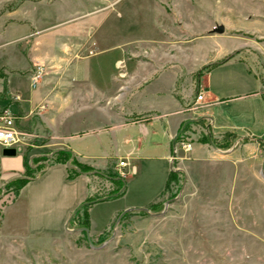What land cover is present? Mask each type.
I'll list each match as a JSON object with an SVG mask.
<instances>
[{
    "label": "crops",
    "instance_id": "0c3cea01",
    "mask_svg": "<svg viewBox=\"0 0 264 264\" xmlns=\"http://www.w3.org/2000/svg\"><path fill=\"white\" fill-rule=\"evenodd\" d=\"M63 2L0 0V105L16 114L26 139L0 145V200L11 182L29 179L1 212V227L54 239L83 212L84 231L99 235L122 213L161 204L171 171L185 174L178 161L184 157L191 164L258 162L264 45L240 39L220 45L208 35L183 60L180 44L172 57L134 58L135 40H129L105 65L100 55L118 44H103L100 13L83 14L75 26L69 20L76 13L59 8ZM185 140L188 152L180 146ZM5 148L16 153L5 155ZM61 150L88 170L69 178L70 161L38 168ZM121 160L129 163L122 168L127 177L118 172Z\"/></svg>",
    "mask_w": 264,
    "mask_h": 264
},
{
    "label": "rangeland",
    "instance_id": "374dc122",
    "mask_svg": "<svg viewBox=\"0 0 264 264\" xmlns=\"http://www.w3.org/2000/svg\"><path fill=\"white\" fill-rule=\"evenodd\" d=\"M63 1L59 8L69 5L76 13L69 22L75 26L83 14L100 13L97 29L103 44H118L100 55L105 65L121 56L129 40H135L134 58H158L163 52L172 57L180 44L183 60L189 56L188 47L201 48L208 35L220 45L237 39L254 48L264 45V0ZM217 25L225 31L214 32ZM262 150L256 163L178 160L185 174H177L161 204L146 212L122 213L99 235L84 231L83 212L63 237L54 239L14 235L0 226V264H264ZM6 190L9 205L17 191Z\"/></svg>",
    "mask_w": 264,
    "mask_h": 264
},
{
    "label": "built area",
    "instance_id": "2783aa9c",
    "mask_svg": "<svg viewBox=\"0 0 264 264\" xmlns=\"http://www.w3.org/2000/svg\"><path fill=\"white\" fill-rule=\"evenodd\" d=\"M43 70H39L36 74V78H38L42 74ZM198 100L203 99V93H199ZM17 116L16 114L10 109L8 106H2L0 105V145L4 147H12L15 146L22 141H24L25 134L22 133L17 126ZM181 148L188 152L191 148V142L188 140L181 141L180 142ZM177 154V149H175V156ZM129 163L121 160L119 162V168L118 172L122 177H127L129 172H126L124 167H128ZM10 194L6 193L5 197H3L0 200V214L3 211L4 207L7 205V202L9 201Z\"/></svg>",
    "mask_w": 264,
    "mask_h": 264
},
{
    "label": "trees",
    "instance_id": "16d2710c",
    "mask_svg": "<svg viewBox=\"0 0 264 264\" xmlns=\"http://www.w3.org/2000/svg\"><path fill=\"white\" fill-rule=\"evenodd\" d=\"M71 157H72V155H71V153L69 151L61 150V151H58L57 152V156L54 159H52V160L50 159L49 163H47V164H50L51 162H65L66 163V162L70 161L71 162V167H69V178H73L76 175L80 174L81 172H84V171L88 170V167L80 164L75 159L71 160ZM45 159L48 160V158H45ZM32 172H33V169L30 166H28L27 167V175L28 176H33ZM177 174L178 173L176 171H171V173H170V175L168 177V180H167L166 190H168L170 188V185H171L172 181H176ZM27 180H29L28 177L23 178V179H17L15 181L11 182L9 184V186L13 187V188H16V191L18 193V191L22 188V186H24V184L27 182ZM156 206H157V204H153L150 207L151 208H155ZM84 215H85L84 227H86V226H88L87 215L86 214H84Z\"/></svg>",
    "mask_w": 264,
    "mask_h": 264
},
{
    "label": "water",
    "instance_id": "95a60500",
    "mask_svg": "<svg viewBox=\"0 0 264 264\" xmlns=\"http://www.w3.org/2000/svg\"><path fill=\"white\" fill-rule=\"evenodd\" d=\"M213 31L214 32H217V33H223L224 31H225V27L223 26V25H217L214 29H213ZM3 153L5 154V155H14L15 153H16V149H14V148H5L4 149V151H3ZM68 165H69V163H68ZM86 231H88V229H86ZM93 247H95V248H101V247H103V246H99V247H97V246H95V245H93V244H91Z\"/></svg>",
    "mask_w": 264,
    "mask_h": 264
}]
</instances>
